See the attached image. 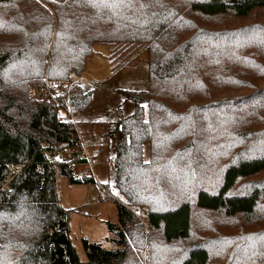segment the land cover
Instances as JSON below:
<instances>
[{
  "label": "trees",
  "instance_id": "trees-1",
  "mask_svg": "<svg viewBox=\"0 0 264 264\" xmlns=\"http://www.w3.org/2000/svg\"><path fill=\"white\" fill-rule=\"evenodd\" d=\"M42 1L51 10L37 0H0L10 8L7 26L18 27L3 40L13 45L0 49V70L24 86L20 96L0 91V264H81L56 177L70 184L94 177L44 153L74 145L78 134L55 104L27 97L25 88L78 76L94 43L128 48L121 63L144 50L148 85L123 91L133 112L118 120L113 144L111 176L123 199H111L114 247L82 239L87 264H125L135 234L143 245L131 207L146 208L148 231L164 243L191 237L195 210L264 221V176L253 179L264 173V22L223 29L213 22L264 14V0ZM89 102V92L72 90L73 111ZM208 260V249L193 244L179 264Z\"/></svg>",
  "mask_w": 264,
  "mask_h": 264
},
{
  "label": "rangeland",
  "instance_id": "rangeland-1",
  "mask_svg": "<svg viewBox=\"0 0 264 264\" xmlns=\"http://www.w3.org/2000/svg\"><path fill=\"white\" fill-rule=\"evenodd\" d=\"M37 1L51 10L46 2ZM262 12H258L259 16L247 19L221 18L213 22L222 29L255 21L264 22ZM9 13L8 6H0V49L13 45L9 43L10 41L3 42V40H9V35L18 29L7 26L6 17ZM111 48L106 43H94L92 53L85 57L80 74L64 80L58 79L73 83L69 90L70 103L72 90L75 87L90 93L88 106L82 111H74V117L77 134L91 157L95 159L93 173L95 183L70 184L65 177H56L59 204L68 210L69 236L81 264H87L82 239L100 244L106 249L114 247L109 240L111 233L107 226V222H117L116 204L111 199L117 201L123 199L111 176L113 144L117 137L118 120L133 112V103L123 91L144 90L148 85L146 52L137 51L129 60L121 63V58L128 54L125 53L128 48L122 50L114 48L113 51ZM2 71L3 69L0 70V74L7 77V81L3 85L0 80V91L8 90L17 96L22 95L24 93L22 83L14 81L5 70ZM259 84L260 88H264V81ZM63 86L65 87L64 84ZM25 95L31 97L28 87L25 88ZM143 158L145 160L148 158L147 144L143 147ZM110 160L112 162H109ZM77 169L73 171L74 175ZM263 176L264 173L253 179ZM131 209L142 227L143 245L136 243L137 234H135L131 239L130 256L125 264H179L193 244L204 245L208 249L207 264H264V221H258L254 217L250 222L245 218L227 219L217 212L195 210L191 237L187 240L164 243L159 232L148 231L146 208L131 207ZM132 233L136 231L132 230ZM243 234L247 236L241 238ZM238 242H246V245L241 248ZM243 253H246V256Z\"/></svg>",
  "mask_w": 264,
  "mask_h": 264
},
{
  "label": "built area",
  "instance_id": "built-area-1",
  "mask_svg": "<svg viewBox=\"0 0 264 264\" xmlns=\"http://www.w3.org/2000/svg\"><path fill=\"white\" fill-rule=\"evenodd\" d=\"M65 85V87L63 86ZM70 81L51 80L47 77L43 78V83L40 86H32L30 95L34 99H44L56 105L58 119L66 124H72L76 127L74 111L70 103L69 90L72 86ZM44 153L51 159L58 162L73 161V169H77L76 175L79 177L93 176L95 159L92 158L84 145V142L78 135L76 143L70 146L57 148L50 146ZM75 158L81 159L80 161ZM112 162V161H111ZM9 169L13 173L19 171V167L9 164ZM144 214V212H142Z\"/></svg>",
  "mask_w": 264,
  "mask_h": 264
},
{
  "label": "crops",
  "instance_id": "crops-1",
  "mask_svg": "<svg viewBox=\"0 0 264 264\" xmlns=\"http://www.w3.org/2000/svg\"><path fill=\"white\" fill-rule=\"evenodd\" d=\"M88 154H89V152H88ZM90 155V154H89ZM91 156V155H90Z\"/></svg>",
  "mask_w": 264,
  "mask_h": 264
},
{
  "label": "snow or ice",
  "instance_id": "snow-or-ice-1",
  "mask_svg": "<svg viewBox=\"0 0 264 264\" xmlns=\"http://www.w3.org/2000/svg\"><path fill=\"white\" fill-rule=\"evenodd\" d=\"M145 163H147V161H145Z\"/></svg>",
  "mask_w": 264,
  "mask_h": 264
}]
</instances>
